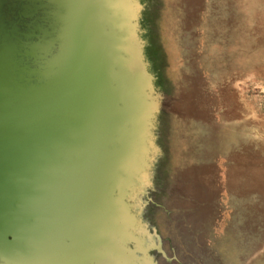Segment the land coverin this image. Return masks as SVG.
<instances>
[{
	"label": "rangeland",
	"instance_id": "rangeland-1",
	"mask_svg": "<svg viewBox=\"0 0 264 264\" xmlns=\"http://www.w3.org/2000/svg\"><path fill=\"white\" fill-rule=\"evenodd\" d=\"M109 2L113 38L129 31L139 49L147 108L135 184L117 169L113 199L131 220L118 216V232L131 238L116 243L132 251L141 239L152 264H264V0ZM119 5L132 7L128 31ZM59 233L79 237V254L100 252L82 229ZM102 249L112 263L68 264L140 257Z\"/></svg>",
	"mask_w": 264,
	"mask_h": 264
},
{
	"label": "water",
	"instance_id": "water-1",
	"mask_svg": "<svg viewBox=\"0 0 264 264\" xmlns=\"http://www.w3.org/2000/svg\"><path fill=\"white\" fill-rule=\"evenodd\" d=\"M106 5L0 0V264L113 262L105 252L79 254V237L69 245L59 233L82 229L85 246L115 244L100 233L113 226L108 216L104 224L97 216L117 193L123 99L112 100L110 80L126 62L108 50ZM65 246L73 252L55 250Z\"/></svg>",
	"mask_w": 264,
	"mask_h": 264
},
{
	"label": "flooded vegetation",
	"instance_id": "flooded-vegetation-1",
	"mask_svg": "<svg viewBox=\"0 0 264 264\" xmlns=\"http://www.w3.org/2000/svg\"><path fill=\"white\" fill-rule=\"evenodd\" d=\"M125 3V2H124ZM138 53V52H137ZM138 55V54H137ZM136 59L134 57V55L128 60V64L126 66V68L128 69V71H130L129 69L132 68L134 72V74L130 75V83L132 85H135L138 82V79L141 77V66L140 63L137 66V62H135ZM125 69V70H127ZM137 70V71H136ZM130 74V73H129ZM144 84V81L141 83ZM144 117H138V118H134L131 117L129 119V121H132L129 127H125L123 129V131H119V129L116 131L117 132V142L116 144H118L119 146L116 147V152L120 155L118 156V167L117 169H119L120 171H122V169L124 171H126V174L128 175V178L125 177V184H127L128 186H132L135 184L136 179L133 177V173L137 174L139 173V169L141 168L140 165V161L137 159H139L140 156V150L136 151V149H139L138 147H140L141 144V140L143 138V131L145 129V125L142 123L144 122ZM118 128V127H117ZM119 134V137H118ZM115 136V133L112 132V136ZM134 148V149H133ZM134 150V152H133ZM136 158V159H135ZM130 174V175H129ZM104 211L100 216H97V221L98 219L101 220V224H104V220L102 218H104L105 216L112 217V220L109 219V222H111L113 224V226H111V228H102V226L100 227V233L101 231H103V233L106 232L107 237L111 240L114 241V243H102V245L105 247H109V248H118V250H120L121 252H124V254H126L127 256H132L135 255L136 253L138 254V256L140 255V257L136 258L137 261H135V263L139 264V262L141 263L140 259L143 260V257L145 258L146 252H147V248L145 246V244L142 241H137V245L132 249V251L130 250L129 247L126 248V246H124L123 248H121L120 244L116 243L115 238L118 240L120 239V241H124L127 239H130L131 236L128 233V230L125 231L126 233H119L118 232V227H123L124 225H120V221H118V216H121V220L122 223L127 220V211L125 210V208L123 206L118 205V203L114 202V200L110 201L113 205V207H110L108 205L109 200L107 201L104 200ZM131 220L128 219L127 223L129 224ZM124 224V223H123ZM110 231V232H109ZM110 233H112V235H110ZM127 234V236H126ZM120 237V238H119ZM128 241H125L124 243L126 244ZM123 244V242H122ZM100 249V252H105L102 249V246L98 247ZM146 248V249H145ZM105 249V248H104ZM134 250V251H133ZM106 253V252H105ZM106 255H108L106 253ZM110 257V256H109ZM108 257V258H109ZM136 257V256H135ZM134 257V258H135ZM118 260V259H117ZM128 260L126 259V256H124L122 258V260L120 261V264H128L127 262ZM144 261H147L149 264H152L150 259H146Z\"/></svg>",
	"mask_w": 264,
	"mask_h": 264
},
{
	"label": "bare ground",
	"instance_id": "bare-ground-1",
	"mask_svg": "<svg viewBox=\"0 0 264 264\" xmlns=\"http://www.w3.org/2000/svg\"><path fill=\"white\" fill-rule=\"evenodd\" d=\"M107 5L103 7L104 11H107V15L105 14V23H108L110 21L111 23V19H110V11H111V7H115L113 4H111L109 2V0H106ZM217 2V0H216ZM172 4V3H171ZM122 6L121 10L119 12V21L126 23V30L128 31V26H127V19H128V23H129V15L131 14V12L133 13L132 7L131 5H119ZM219 6V5H218ZM226 6V5H225ZM229 6V5H228ZM222 7V6H221ZM119 8V7H118ZM132 10V11H131ZM222 12V11H220ZM128 13V14H127ZM227 13V12H226ZM225 13V14H226ZM194 18V17H193ZM189 20V19H188ZM207 20V19H206ZM192 21V20H191ZM227 21V20H226ZM112 24V23H111ZM227 24V23H226ZM230 24V23H229ZM112 27V25H111ZM215 27V26H214ZM232 27V26H231ZM230 27V28H231ZM126 36H121L119 38H112V48H108V50L110 52H113V54H119L116 57V62L118 64H120L121 62H126L128 64V60L134 55L136 61L137 62V66L140 63V54H139V49L132 45L131 41L129 44L128 43V38L130 37L129 35V31L126 32ZM227 35V34H226ZM228 36V35H227ZM205 38V37H204ZM182 44V42H181ZM208 46V45H207ZM138 52V53H137ZM109 52L106 51V56H108ZM138 54V55H137ZM127 64L123 67V70H121L119 72L118 75L114 76V80H110V83L112 84V90L115 91V89H117L116 94L118 92V96L115 95V97L113 96V92L110 89V96L112 98V100L114 101L117 100V98L119 97L121 100L123 99L125 101V106L124 108L121 110L119 109L117 115L119 114V120L121 123H126L129 121V119L133 116H135L136 118L138 117H143L146 108V100H145V88H144V84H141L144 80L140 77L138 79V82L135 85H132L130 83V74L127 72L128 69L126 68ZM191 66V65H190ZM191 68V67H190ZM124 69H127V71H125ZM142 76V74H141ZM185 78V77H184ZM190 79V78H189ZM186 80V79H185ZM120 91H119V90ZM191 89V88H189ZM194 95V94H193ZM192 95V96H193ZM187 100V99H186ZM191 101V100H190ZM130 116V117H129ZM120 123V127H118L119 131H123V129L125 128L124 125L122 126V124ZM117 129V130H118ZM243 163V162H242ZM189 167V166H188ZM260 170V169H259ZM188 171V170H187ZM192 171V170H191ZM262 171V170H261ZM250 172V171H248ZM251 173V172H250ZM190 174V173H189ZM238 174V173H237ZM240 174V173H239ZM188 175V174H186ZM191 175V174H190ZM245 175V174H244ZM261 175V174H260ZM264 175V174H263ZM193 176V175H192ZM191 176V177H192ZM259 176V175H258ZM188 177V176H187ZM260 177V176H259ZM194 178V177H193ZM254 178V177H253ZM257 178V176H256ZM190 179V178H189ZM249 179V178H248ZM261 179V177H260ZM178 180V179H177ZM236 180V179H235ZM255 180V179H253ZM192 182V181H191ZM243 183V182H242ZM257 183V182H256ZM264 185V184H263ZM178 186V185H177ZM242 186V185H241ZM244 187V186H243ZM240 189V188H239ZM258 189V187H257ZM241 190V189H240ZM244 190V189H243ZM246 193V192H245ZM253 193V192H252ZM243 194V192H242ZM255 193H253L254 195ZM206 197V196H204ZM255 198V197H254ZM256 202V201H255ZM248 205V203H247ZM263 205V204H262ZM260 206V205H259ZM240 210V209H239ZM253 210V209H252ZM256 212V211H255ZM261 212V211H260ZM259 212V213H260ZM254 213V212H253ZM210 215V214H209ZM263 216V215H261ZM204 220V219H202ZM215 220V219H214ZM249 220V219H248ZM256 220V219H255ZM258 220V219H257ZM261 221V220H260ZM254 222V220H253ZM256 222V221H255ZM254 222V223H255ZM263 222V221H262ZM246 225V222H245ZM254 226V225H253ZM259 226V225H258ZM257 226V227H258ZM262 228V227H260ZM202 229V228H201ZM204 229V228H203ZM253 229V227H252ZM250 232V231H249ZM258 232V231H257ZM261 232V231H260ZM259 238V236H258Z\"/></svg>",
	"mask_w": 264,
	"mask_h": 264
}]
</instances>
